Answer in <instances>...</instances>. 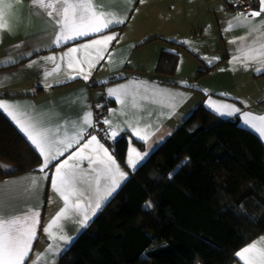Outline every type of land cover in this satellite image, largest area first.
Wrapping results in <instances>:
<instances>
[{"label":"crops","instance_id":"0c3cea01","mask_svg":"<svg viewBox=\"0 0 264 264\" xmlns=\"http://www.w3.org/2000/svg\"><path fill=\"white\" fill-rule=\"evenodd\" d=\"M258 3L247 12L227 0H0V111L41 157L35 168L0 178V231L27 240L20 264H59L130 173L200 104L212 112L208 102L239 108L233 116L214 113L237 118L264 143ZM205 10L213 11L209 36L198 25ZM85 120L143 148L129 142L125 167ZM91 135L111 161L95 142L84 147ZM81 150L85 159H69ZM251 245L259 259L264 232L237 253ZM232 264L244 261L236 255Z\"/></svg>","mask_w":264,"mask_h":264},{"label":"trees","instance_id":"16d2710c","mask_svg":"<svg viewBox=\"0 0 264 264\" xmlns=\"http://www.w3.org/2000/svg\"><path fill=\"white\" fill-rule=\"evenodd\" d=\"M130 141L143 148L126 133L108 144L125 167ZM39 163L0 111V178ZM263 232L264 143L237 118L200 104L130 173L59 264H232Z\"/></svg>","mask_w":264,"mask_h":264},{"label":"snow or ice","instance_id":"6c2138e0","mask_svg":"<svg viewBox=\"0 0 264 264\" xmlns=\"http://www.w3.org/2000/svg\"><path fill=\"white\" fill-rule=\"evenodd\" d=\"M40 3H43L44 0H39ZM261 4L264 5V0H261ZM250 15H256L259 16L261 15L260 12H254L251 13ZM88 33L87 35H89ZM85 35V36H87ZM83 37V36H80ZM78 37H75L73 39H76ZM90 78V77H89ZM108 95L112 96L114 95L113 90H108ZM221 95H226L224 93H221ZM102 107V105H97V108ZM207 107L211 108L215 113H217L220 116H233L235 114L240 113L239 108H235L233 105L222 107L226 109V111H221V107L214 106L212 103L208 102ZM0 108H3V102H0ZM92 115V114H91ZM249 113H243L244 117H247ZM85 123L89 125L90 127H94L92 124L91 120H85ZM102 123L105 125V120L102 121ZM110 127V124H109ZM100 132V138H103L105 134L107 133V139H115L119 133L115 131L109 132L108 128H103L99 130ZM100 138H98L97 135H91V139L88 141V144H86L84 147L87 148L90 144L95 142L98 145L97 151L102 150L104 155L108 157V159L111 161L112 157L108 155V149L104 147L103 144L100 143ZM140 138V137H137ZM31 140L32 144L36 145V147H40L39 144L36 143L34 139L29 137ZM75 157H79V159H85L83 156V150H81L78 153H74L73 156H70L69 159H74ZM87 159H91V157H87ZM67 160H65L63 163L67 164ZM48 161L45 160V164H47ZM129 166L134 167V162L130 159L128 160ZM61 167H63L62 164H58L56 171L59 172L61 170ZM123 175V173H121ZM99 207V205H97ZM4 222L0 221V228H2ZM30 232V230H29ZM27 240L24 238L23 235H17V234H12V235H5L3 234L2 231H0V257H6V264H20V261L23 260V258L27 255ZM256 245H251L248 247H245L242 249L240 252H238L236 255L240 257L243 261L244 264H264V254H259V259H257L256 255Z\"/></svg>","mask_w":264,"mask_h":264},{"label":"built area","instance_id":"2783aa9c","mask_svg":"<svg viewBox=\"0 0 264 264\" xmlns=\"http://www.w3.org/2000/svg\"><path fill=\"white\" fill-rule=\"evenodd\" d=\"M227 1L230 2L232 7L235 8L236 10L247 11V12H253L257 10L259 6L258 0H227ZM102 115H103V111L96 114L95 118H101ZM88 133L90 134L94 133L100 136V132L99 130L96 129L95 126L90 127ZM102 139L105 140L107 144L114 142V139H107V136H104Z\"/></svg>","mask_w":264,"mask_h":264},{"label":"rangeland","instance_id":"374dc122","mask_svg":"<svg viewBox=\"0 0 264 264\" xmlns=\"http://www.w3.org/2000/svg\"><path fill=\"white\" fill-rule=\"evenodd\" d=\"M208 12V16L206 17V13ZM210 12H213V11H211V10H205V11H201V12H199V17H198V21L201 23V24H198L199 26H203V28H204V31H203V33H202V35L203 36H209L210 34H209V25L208 26H205V25H207V23H209V21H210V17H209V14H210ZM213 23H215L216 24V20H213ZM197 29V26H195V31H197L196 30ZM212 30H214V32H216V29H212ZM201 31H202V29L200 30V32L199 33H201Z\"/></svg>","mask_w":264,"mask_h":264},{"label":"clouds","instance_id":"9594fccd","mask_svg":"<svg viewBox=\"0 0 264 264\" xmlns=\"http://www.w3.org/2000/svg\"><path fill=\"white\" fill-rule=\"evenodd\" d=\"M96 119V118H95ZM105 136H107V135H105ZM115 140V139H114ZM224 211H227V208L226 207H222L221 208V212H224Z\"/></svg>","mask_w":264,"mask_h":264}]
</instances>
